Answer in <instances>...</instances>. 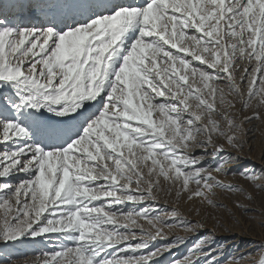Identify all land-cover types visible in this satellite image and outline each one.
Instances as JSON below:
<instances>
[{
	"label": "snow or ice",
	"instance_id": "snow-or-ice-1",
	"mask_svg": "<svg viewBox=\"0 0 264 264\" xmlns=\"http://www.w3.org/2000/svg\"><path fill=\"white\" fill-rule=\"evenodd\" d=\"M254 120L264 0H0V242L42 238L36 264H161L188 242L169 232L205 226L181 201L244 191L220 177ZM221 256L198 234L171 264Z\"/></svg>",
	"mask_w": 264,
	"mask_h": 264
},
{
	"label": "rangeland",
	"instance_id": "rangeland-1",
	"mask_svg": "<svg viewBox=\"0 0 264 264\" xmlns=\"http://www.w3.org/2000/svg\"><path fill=\"white\" fill-rule=\"evenodd\" d=\"M247 135L244 139L247 143L241 152L237 153L228 149L233 155L238 156L237 162L229 167L237 175L220 177L225 183H232L242 187V193H227L217 189L214 197L218 204L224 207L213 208L207 205H200L199 201H181L179 205L180 213L191 221L204 222V228L197 232H184L177 228L168 235L184 236L188 238L187 244L179 246L171 253H166L161 260V264H171L173 258L179 259L187 253V250L196 241L198 234H215L219 244L222 246L221 264H259L264 258V192L255 189L247 179L240 176L242 171L254 172L256 175L264 174V121L254 120L251 124H245ZM26 178L23 174L12 180L13 183L19 179ZM264 182V181H262ZM251 196L253 200L247 197ZM240 202L246 207L253 208V212H244L242 208L235 207L236 202ZM156 207L165 208L170 211L176 207L175 197L162 196ZM200 208V215L193 210ZM233 216L236 220L233 219ZM39 242H33L31 238L24 243L5 245L0 242V264H36L37 257L43 251L51 250V246L42 238H37ZM243 256V259L240 257Z\"/></svg>",
	"mask_w": 264,
	"mask_h": 264
}]
</instances>
